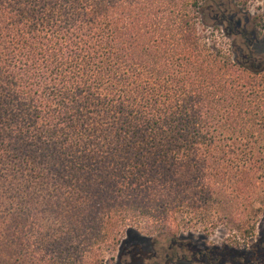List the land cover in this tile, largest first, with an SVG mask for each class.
I'll use <instances>...</instances> for the list:
<instances>
[{
    "label": "trees",
    "instance_id": "16d2710c",
    "mask_svg": "<svg viewBox=\"0 0 264 264\" xmlns=\"http://www.w3.org/2000/svg\"><path fill=\"white\" fill-rule=\"evenodd\" d=\"M244 17L231 0H0V264L199 256L172 234L177 213L244 180L264 114L263 87L243 82L264 73ZM197 25L230 40L232 71Z\"/></svg>",
    "mask_w": 264,
    "mask_h": 264
},
{
    "label": "rangeland",
    "instance_id": "374dc122",
    "mask_svg": "<svg viewBox=\"0 0 264 264\" xmlns=\"http://www.w3.org/2000/svg\"><path fill=\"white\" fill-rule=\"evenodd\" d=\"M231 1L240 10H243V14L249 19V27L256 29L261 43L264 40V0ZM196 36L200 38L198 40L200 48L206 42V39L210 43L209 45H215L216 49L213 52V56L218 53L215 56L216 66L231 65L230 40L224 38L218 29L212 27L206 29L197 25ZM259 47H262V45ZM228 70L232 71L231 66ZM243 82L246 84H260L263 87L262 91H264V73L253 77L244 74ZM259 125L260 127L256 130L258 134L255 132V140L247 142L248 144H253L250 147L253 149L252 159L255 161L245 168L241 167V165L239 167V169L244 171V180L240 184L236 181H229L226 186L229 191L226 194L213 195L207 201H204V197L198 192V197L195 201L197 209L194 213L189 214L184 210L177 213V219L182 221L179 220L180 225L178 227H173L172 234L177 238L189 241L198 252L200 251L199 256L191 262H180L179 264H215L211 263V258L207 259L209 260L208 262L202 258L203 253L211 257L213 255L212 251H209L211 249H214V251L226 250L225 258L217 264H264V163L256 161L259 157L256 153L257 147L263 146L264 148L263 113L261 114ZM243 145H247L246 140H243ZM227 164L226 168L228 170L230 168L234 172L236 169L235 162L231 163L229 161ZM220 187V182L214 183L215 189L219 190ZM234 189L236 190L233 191ZM239 189L242 191H239ZM188 221H190L189 224H187ZM143 231L149 230L142 229ZM42 233L38 236L36 234L35 238L31 239L36 251L44 249ZM24 236L25 241L30 237L28 233ZM168 240V238H161L154 247L158 251H162L168 246ZM25 249L26 247H24V252ZM250 252H255V254L246 263L235 260V258L239 259L240 254L244 253L243 256L245 254L248 256ZM112 254L116 255L115 252L105 254V258L100 264H113L114 261L111 260ZM215 254L218 255V253ZM152 262L153 260H149L146 263L152 264ZM23 264H28V260Z\"/></svg>",
    "mask_w": 264,
    "mask_h": 264
},
{
    "label": "flooded vegetation",
    "instance_id": "af4514ba",
    "mask_svg": "<svg viewBox=\"0 0 264 264\" xmlns=\"http://www.w3.org/2000/svg\"><path fill=\"white\" fill-rule=\"evenodd\" d=\"M243 22H244L243 28H245V25H246V27L250 26L249 25L250 24L249 19L246 16L244 17ZM245 29H247V28H245ZM253 33H252V35H253ZM254 35H255V33H254ZM261 45H262V47H260L259 49L261 50L262 53H264V40L261 41ZM198 253L200 254V251ZM202 257L205 258V253H203Z\"/></svg>",
    "mask_w": 264,
    "mask_h": 264
}]
</instances>
